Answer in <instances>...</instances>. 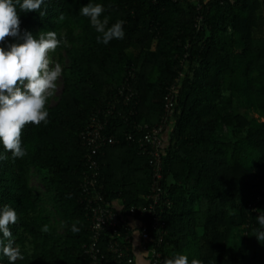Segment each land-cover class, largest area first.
Here are the masks:
<instances>
[{
    "label": "trees",
    "instance_id": "trees-1",
    "mask_svg": "<svg viewBox=\"0 0 264 264\" xmlns=\"http://www.w3.org/2000/svg\"><path fill=\"white\" fill-rule=\"evenodd\" d=\"M88 3L103 5L109 26L123 20L124 39L98 43L79 13ZM16 7L21 33L38 39L55 31L68 41L50 53L62 66V88L46 104L49 123L24 127L22 159L0 144L7 156L0 160V208L17 212L11 231L24 256L16 264L86 261L90 215L80 185L93 171L88 159L98 167L92 190L119 201L122 214L147 205L152 168L136 137L160 121L172 86V126L161 153L169 203L160 212L164 260L183 254L189 264H264V243L254 236L264 211L248 207L264 187V0H45L44 17ZM20 42L7 37L0 47ZM95 123L114 142L91 152L81 132ZM119 231L104 233L101 247L109 239L127 243L125 233L133 239L127 228ZM106 254L105 264H116ZM0 264H9L2 253Z\"/></svg>",
    "mask_w": 264,
    "mask_h": 264
},
{
    "label": "clouds",
    "instance_id": "clouds-1",
    "mask_svg": "<svg viewBox=\"0 0 264 264\" xmlns=\"http://www.w3.org/2000/svg\"><path fill=\"white\" fill-rule=\"evenodd\" d=\"M44 3L45 0H0V43L7 37L21 41L9 44L7 49L0 47V144L13 158L22 159L27 154L21 144V133L26 125L49 123L46 104L53 97L62 74L61 64L52 61L49 54L61 45L68 46L67 39L58 38L55 31L39 32L38 39L30 31L21 33L16 6L22 12L36 11L44 17L47 15L46 11H41ZM104 11L103 5L88 3L80 8L79 13L89 18L99 34L96 37L98 43L107 45L113 39H124L125 22L119 20L109 26L108 17L101 18ZM58 19L63 21L64 14L61 13ZM5 159L6 155H0V160ZM256 220L259 228L254 229V236L258 242L264 243V212H260ZM17 223V212L10 205L0 208V253L7 257L9 264L24 259L11 231V226ZM42 231L47 233L48 225H44ZM71 231L76 233L80 229L73 224ZM130 232L136 238L132 242L135 248L141 231L134 221ZM163 264H189V260L186 255L176 254L173 258H166ZM191 264H202V261L192 259Z\"/></svg>",
    "mask_w": 264,
    "mask_h": 264
},
{
    "label": "built area",
    "instance_id": "built-area-1",
    "mask_svg": "<svg viewBox=\"0 0 264 264\" xmlns=\"http://www.w3.org/2000/svg\"><path fill=\"white\" fill-rule=\"evenodd\" d=\"M173 91L174 86L168 90L164 97V113L160 121L147 130L138 128L139 136L136 137L138 147L142 154H146L149 157V163L152 168L150 188L146 196L147 205L142 207L131 206L122 214L119 202L109 201L99 191L92 190L98 175V167L94 160L88 159L93 171L82 179L80 185L81 200L90 215V239L83 246V252L86 257V261L83 264H105L110 259L106 253L112 255L111 258L116 264H137L138 256L142 257L145 264H163L164 258L159 246L165 230L160 219V212L162 207L165 205L169 206V203L161 186V153L164 142L163 137L172 126ZM101 129L102 124L95 123L81 132V137L91 149V152H94L95 148L103 143L114 142L112 136L104 135ZM126 138L134 139L131 134ZM248 207L252 211H256L258 207H261L264 211V187L256 196V200L249 204ZM136 212H138V217L135 216ZM133 221L135 226L141 231L135 248L130 242H133L134 237L130 240L127 233L123 237V240L127 243H119L117 240L109 239L106 243V248L103 249L101 247L100 242L104 238V233L109 232L112 236H120L119 228L130 230L131 222Z\"/></svg>",
    "mask_w": 264,
    "mask_h": 264
},
{
    "label": "rangeland",
    "instance_id": "rangeland-1",
    "mask_svg": "<svg viewBox=\"0 0 264 264\" xmlns=\"http://www.w3.org/2000/svg\"><path fill=\"white\" fill-rule=\"evenodd\" d=\"M49 56H50V59H51L52 56H51L50 54H49ZM54 62H56V61H54ZM61 88H62V79H61V77H60V78H58V81H57V89H56V91H55L53 97L49 98V101L47 102L48 105H53V104H55L57 98H58L59 95H60ZM30 184H31V186L34 188V191H35V192H39L40 194H42V197H43L44 200H45V201H44V204L48 207L49 204H48V202H47V198H46V196H43V188H42V186L39 184V182H38L37 178H35V176H32V177H31Z\"/></svg>",
    "mask_w": 264,
    "mask_h": 264
},
{
    "label": "crops",
    "instance_id": "crops-1",
    "mask_svg": "<svg viewBox=\"0 0 264 264\" xmlns=\"http://www.w3.org/2000/svg\"><path fill=\"white\" fill-rule=\"evenodd\" d=\"M119 201H116L118 203ZM137 264H145L144 261L142 260V257L138 256L137 257Z\"/></svg>",
    "mask_w": 264,
    "mask_h": 264
}]
</instances>
